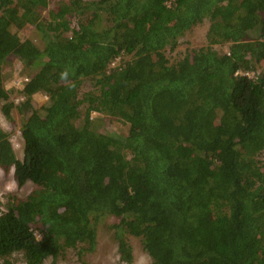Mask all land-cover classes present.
Wrapping results in <instances>:
<instances>
[{
    "label": "trees",
    "instance_id": "obj_1",
    "mask_svg": "<svg viewBox=\"0 0 264 264\" xmlns=\"http://www.w3.org/2000/svg\"><path fill=\"white\" fill-rule=\"evenodd\" d=\"M50 1L0 0V100L6 77L28 75L24 155L0 125V165L36 185L0 208V264L91 252L107 214L130 264L128 234L155 264H264V0ZM205 18L208 43L171 62ZM28 23L42 44L20 34ZM93 110L128 133L101 131Z\"/></svg>",
    "mask_w": 264,
    "mask_h": 264
},
{
    "label": "rangeland",
    "instance_id": "obj_2",
    "mask_svg": "<svg viewBox=\"0 0 264 264\" xmlns=\"http://www.w3.org/2000/svg\"><path fill=\"white\" fill-rule=\"evenodd\" d=\"M56 1L57 0L50 1V8L54 7ZM50 8L48 7L42 10L43 17L49 16ZM77 23V18H74L73 25H77ZM209 26L210 19L205 18L201 23L197 24L181 36L176 49L171 50L168 48L166 51L170 61L177 62L189 49L195 47L200 48L203 45H206L208 43L207 32ZM20 34L23 37H31L39 44H42V39L34 23H28L24 26L20 30ZM214 46L219 51H226L229 49L227 43H217ZM130 57L131 54L120 56L116 61V65L125 64L126 60ZM116 65L111 64L112 67ZM11 67V64H7V71L10 70ZM23 75L24 74L16 75L12 80L7 77L5 78V85H14L15 89L10 92L8 99L0 100V125L9 133L16 155L19 158L23 157L25 146L21 131L25 116L20 109V103L24 98L21 92L24 83V81H21ZM92 88H94V85L91 80H85L81 87L82 90H89ZM35 97L38 105H43L47 99V96L42 93H36ZM6 102L11 104L10 110L12 119H9L3 110V104ZM91 119L94 121L93 125H95L96 120H100V126L98 128L101 131H116L123 135L128 133L129 123L120 118L93 110L91 112ZM261 158L264 159V154H262ZM35 186L36 185L33 181H27L24 185L20 186L16 179L14 166L9 167L0 165V208H5V204L8 201L10 194L24 198L35 188ZM120 219V216L107 214L98 221V242L95 250L80 254L76 248L70 247L64 253L58 255L55 262L54 257L50 255L41 264H130L121 258L119 251V239L117 237L115 223L119 222ZM127 237L133 246L134 264H155L151 255L143 247L141 238L130 234H128ZM12 259V264H26L21 255L13 256ZM2 262L4 261L0 259V263Z\"/></svg>",
    "mask_w": 264,
    "mask_h": 264
},
{
    "label": "built area",
    "instance_id": "obj_3",
    "mask_svg": "<svg viewBox=\"0 0 264 264\" xmlns=\"http://www.w3.org/2000/svg\"><path fill=\"white\" fill-rule=\"evenodd\" d=\"M117 59H118V58L114 59V60L111 62V64L116 65V61H117ZM258 72H259V70H257V72L254 71V70H251V71H243L244 74H248V75H250V76H254V75H255L256 73H258ZM27 79H28V75L24 74V75L22 76V80H21V81H25V80H27ZM34 231H35L36 235H37L39 238L42 237V233H41L38 229H36V230H34Z\"/></svg>",
    "mask_w": 264,
    "mask_h": 264
}]
</instances>
